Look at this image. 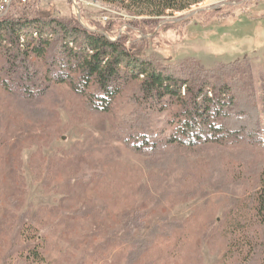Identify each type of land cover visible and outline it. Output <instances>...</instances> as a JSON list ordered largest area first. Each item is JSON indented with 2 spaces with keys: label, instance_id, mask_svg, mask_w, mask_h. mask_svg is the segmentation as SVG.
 Wrapping results in <instances>:
<instances>
[{
  "label": "rangeland",
  "instance_id": "obj_1",
  "mask_svg": "<svg viewBox=\"0 0 264 264\" xmlns=\"http://www.w3.org/2000/svg\"><path fill=\"white\" fill-rule=\"evenodd\" d=\"M38 13L126 45L146 39L145 54L165 64L238 65L264 103V0H204L158 24L100 0H28L5 14ZM127 98L98 114L54 85L28 108L0 86V264H260L264 226L253 196L264 141L204 147L148 168L120 139L121 118L135 108ZM170 119L152 113L150 125L170 132Z\"/></svg>",
  "mask_w": 264,
  "mask_h": 264
},
{
  "label": "trees",
  "instance_id": "obj_2",
  "mask_svg": "<svg viewBox=\"0 0 264 264\" xmlns=\"http://www.w3.org/2000/svg\"><path fill=\"white\" fill-rule=\"evenodd\" d=\"M100 1L134 16H150L158 24L166 12L204 0ZM146 41L126 45L124 37L112 40L75 19L46 13L34 18L5 14L0 18V86L30 108L33 103L27 101L44 95L50 86L65 85L98 114L112 113L117 100L128 95V104L135 108L121 118L120 139L146 158L148 168L166 167L183 152L197 154L213 145L263 143L264 103L247 88L241 67L226 64L207 70L197 63L165 64L159 56L145 54ZM164 111L171 115L170 132L150 125L152 113ZM259 182L253 211L264 226V172ZM157 229L139 237L131 261L145 252ZM260 261L264 264V248Z\"/></svg>",
  "mask_w": 264,
  "mask_h": 264
},
{
  "label": "built area",
  "instance_id": "obj_3",
  "mask_svg": "<svg viewBox=\"0 0 264 264\" xmlns=\"http://www.w3.org/2000/svg\"><path fill=\"white\" fill-rule=\"evenodd\" d=\"M16 2L20 5H26L28 0H0V14L7 13Z\"/></svg>",
  "mask_w": 264,
  "mask_h": 264
},
{
  "label": "bare ground",
  "instance_id": "obj_4",
  "mask_svg": "<svg viewBox=\"0 0 264 264\" xmlns=\"http://www.w3.org/2000/svg\"><path fill=\"white\" fill-rule=\"evenodd\" d=\"M4 14H0V18L3 16Z\"/></svg>",
  "mask_w": 264,
  "mask_h": 264
}]
</instances>
